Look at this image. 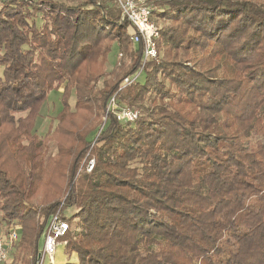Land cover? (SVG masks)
<instances>
[{
	"label": "trees",
	"instance_id": "obj_1",
	"mask_svg": "<svg viewBox=\"0 0 264 264\" xmlns=\"http://www.w3.org/2000/svg\"><path fill=\"white\" fill-rule=\"evenodd\" d=\"M155 6L143 64L113 0H0V227L21 264L59 208L66 264H264V0Z\"/></svg>",
	"mask_w": 264,
	"mask_h": 264
},
{
	"label": "built area",
	"instance_id": "obj_2",
	"mask_svg": "<svg viewBox=\"0 0 264 264\" xmlns=\"http://www.w3.org/2000/svg\"><path fill=\"white\" fill-rule=\"evenodd\" d=\"M120 11L121 20L129 23L133 29L131 41L134 44H140L142 48V63L154 59L158 56V48L156 40L158 38V28L153 19V13L156 11L155 2L158 0H113ZM120 56V55H119ZM139 68L135 73L129 75L123 80L119 86V91L135 82L141 72ZM112 103V100H111ZM114 108V106H113ZM138 115L137 111H130L127 109L116 113L119 121L133 122ZM94 162L90 160L86 165V171L90 172L93 168ZM62 205V204H61ZM60 208L52 214L47 222L41 250L37 264L48 263L53 264L52 259L56 252L58 240L63 238L68 230V224L60 215ZM16 235L12 229L7 233L6 240L0 235V264L6 262L8 248L13 244Z\"/></svg>",
	"mask_w": 264,
	"mask_h": 264
},
{
	"label": "rangeland",
	"instance_id": "obj_3",
	"mask_svg": "<svg viewBox=\"0 0 264 264\" xmlns=\"http://www.w3.org/2000/svg\"><path fill=\"white\" fill-rule=\"evenodd\" d=\"M118 57L119 56L117 54V49L115 47H112L111 52H110V54L108 56V62L105 65L106 72H110L112 70L114 64L118 60ZM60 94H61V90H58V91H52L48 95L47 101L45 102L46 106L44 108V111L41 112L43 115L38 118V120H37V122L35 124V129H34L35 133L38 136H40V137L44 136V134L47 132L49 124L51 123V120H54V117L56 116V114L61 109ZM70 102H71V105H72L73 104V98L71 99ZM20 116H24V115H18V116H16V118H19ZM53 126H55V122H54ZM94 136H95V133H93L91 135V138H94ZM61 137H62V133L61 132L56 133L54 135L52 143H51V147H50L52 152L55 151V144L60 141ZM257 140H259L262 144H264V138L258 137ZM72 213H73V210H68V211H66L63 214L61 212L60 215H61V217H62V215H63V217L64 216L65 217H69V216L72 215ZM53 214H55V213H53ZM6 232H7L6 228L0 227V235H1V237L5 238L3 233H6ZM52 261H53L52 262L53 264H66V263H69V262L74 263V262H76V257L75 256H71V257L68 258L67 255L64 252L63 246L60 244V245H57V247H56V252H55V255L53 256ZM1 264H21L19 262V260L16 259V249H15V247L14 248L13 247L12 248H8L6 262L1 263ZM44 264H50V263H48V261L46 260L44 262Z\"/></svg>",
	"mask_w": 264,
	"mask_h": 264
},
{
	"label": "water",
	"instance_id": "obj_4",
	"mask_svg": "<svg viewBox=\"0 0 264 264\" xmlns=\"http://www.w3.org/2000/svg\"><path fill=\"white\" fill-rule=\"evenodd\" d=\"M37 258H39V255L37 256Z\"/></svg>",
	"mask_w": 264,
	"mask_h": 264
}]
</instances>
